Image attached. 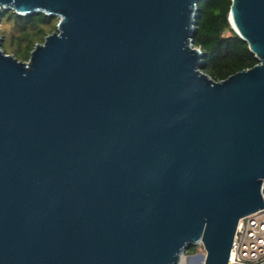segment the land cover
I'll list each match as a JSON object with an SVG mask.
<instances>
[{
    "label": "water",
    "instance_id": "obj_1",
    "mask_svg": "<svg viewBox=\"0 0 264 264\" xmlns=\"http://www.w3.org/2000/svg\"><path fill=\"white\" fill-rule=\"evenodd\" d=\"M200 0H0L59 18L0 41V264H229L264 207V0L229 21L259 62L201 69Z\"/></svg>",
    "mask_w": 264,
    "mask_h": 264
},
{
    "label": "trees",
    "instance_id": "obj_2",
    "mask_svg": "<svg viewBox=\"0 0 264 264\" xmlns=\"http://www.w3.org/2000/svg\"><path fill=\"white\" fill-rule=\"evenodd\" d=\"M232 0H200L193 41L202 52L201 69L215 80L247 69L259 62L248 43L234 30L229 21ZM58 17L44 12L22 15L13 9L0 10V26L10 23L8 32L0 27L2 40L9 35L10 46L16 48L21 60H28L37 42L57 29ZM37 37V38H36ZM3 49L4 43L2 44Z\"/></svg>",
    "mask_w": 264,
    "mask_h": 264
},
{
    "label": "built area",
    "instance_id": "obj_3",
    "mask_svg": "<svg viewBox=\"0 0 264 264\" xmlns=\"http://www.w3.org/2000/svg\"><path fill=\"white\" fill-rule=\"evenodd\" d=\"M229 264H264V207L240 219Z\"/></svg>",
    "mask_w": 264,
    "mask_h": 264
},
{
    "label": "rangeland",
    "instance_id": "obj_4",
    "mask_svg": "<svg viewBox=\"0 0 264 264\" xmlns=\"http://www.w3.org/2000/svg\"><path fill=\"white\" fill-rule=\"evenodd\" d=\"M58 22H59V18H57V20H56V25L58 24ZM10 25H11L10 23H5V24H3L0 27L6 28L5 31L8 32V29H10ZM0 41H1V47H2V44L4 43V48H5V51L7 53H12L14 55L16 54L17 56H19V54L17 53L16 48H12L10 46L9 35H8V37H6V40H2L1 29H0ZM202 253H204V249H203L202 243H198V244L191 245L190 248H188L185 251L184 258H186V259H184L185 260V263L184 264H188L190 262V260L187 261L189 257L191 258V261H192L191 264H199V262H200L199 255L202 254ZM195 256H197V257H195ZM192 257H195V258L192 260Z\"/></svg>",
    "mask_w": 264,
    "mask_h": 264
},
{
    "label": "bare ground",
    "instance_id": "obj_5",
    "mask_svg": "<svg viewBox=\"0 0 264 264\" xmlns=\"http://www.w3.org/2000/svg\"><path fill=\"white\" fill-rule=\"evenodd\" d=\"M195 257H197V256H195ZM195 257H192V260L195 258ZM184 259H186V258H184V256H183V258H182V260H181V264H184L185 263V260ZM190 260V262L188 263V264H191V258L189 257L188 258V260L187 261H189Z\"/></svg>",
    "mask_w": 264,
    "mask_h": 264
}]
</instances>
